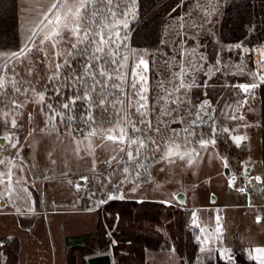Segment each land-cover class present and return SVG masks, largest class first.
<instances>
[{"label": "rangeland", "instance_id": "rangeland-1", "mask_svg": "<svg viewBox=\"0 0 264 264\" xmlns=\"http://www.w3.org/2000/svg\"><path fill=\"white\" fill-rule=\"evenodd\" d=\"M46 3L47 0H18L20 47L14 50L0 51L11 53L24 47L26 37L30 35V29L33 27L38 13ZM131 16L127 17V27L122 29L124 37L122 43L125 45L122 51L124 54L129 52L141 54L149 59L148 51L145 48L129 47L126 32L129 29ZM173 32L174 38H165L163 48L157 52V57L154 59H159L158 54L161 52L171 54L174 50H185L191 54L195 49V55H192L191 58L198 65V70L193 73V78L198 72H204L206 83L196 84L189 92L190 99L197 103L207 100L211 104V109H215V114L220 113L221 109H229L231 104H235V112L232 113L237 117L243 116L240 113L242 111L244 114L245 110L249 114H253L256 110L253 119H247L244 116L242 120L232 119V116L230 118L218 116V121L213 119L218 127L217 133L225 134L229 138L236 151V160L229 163L227 149L218 145L215 135L212 133L205 139H214L215 144L209 143L207 149H201L199 144L187 146L188 149L195 148L199 153V156L193 158L192 164L187 162V158L185 160L176 158L175 162L159 160L151 167L152 177L140 182L135 181L130 173L127 174V179H125L126 174L122 171L109 174L108 165L100 163V161L109 159L110 148L105 145L104 147H95L94 151H90L88 141L84 139L90 129L82 125L80 129L70 133L69 125L59 122V118H57L55 126L46 124L50 113L38 102L36 93L31 90L28 93H16L15 91L16 87H27L26 83H17L21 79L32 80L35 84L42 75L48 77L54 61L50 64L43 55L39 56L35 62L30 59L12 61V64L16 65L15 75L10 70L0 68V77H4L3 87H0V118L3 122L0 136L5 140L3 143L0 142V160L5 162L0 164V173L8 172L11 169V181L7 187L0 184V264H4L5 260L3 243L11 235H17L21 240L20 264H65L67 246L65 247L64 244L66 241L64 234H68L67 241H71L70 244L82 241L92 235L97 223V211L72 214L65 219V225L54 214H39L34 229L24 230L18 222L17 212L12 210L31 206L33 192L38 194V204L41 207L52 206L51 198L56 201L59 196L66 195L65 188L62 187L64 180L72 179L80 174L78 178H74V181L76 186L83 185V178L91 173L98 174L89 178L88 185L108 191L109 197L133 199L135 195L157 196L169 193V196L178 199V195L181 193L183 201L194 207L192 216L193 213L199 215L202 227L207 229V233H201L200 229L196 228V238L200 243V249L204 247L203 236L208 235L211 237L207 245L210 249L209 252L224 259L227 257H222L221 252L227 250L228 256L231 257V264H237L231 249L235 243L252 249L264 248L262 180H257L256 177L249 180L250 192L246 195L236 190L237 183H231L230 186L224 171V166L227 165L244 178L247 177L249 171L256 176L262 174L261 123L257 113L256 98L252 92L248 96V102L244 104L245 107L240 108L237 107V103L244 99L246 94L233 88L232 85L226 84L230 82H207L210 72L206 69L207 67L209 70L211 68L207 63L211 62L212 64L209 63V65L212 66L219 65L220 56H226L235 62L237 57L235 53H237L238 47L232 43H221L217 52L222 54L218 59H213L212 54L207 50L208 38L204 32L202 34L197 32L194 46L186 42L185 32L180 31L178 39L175 37L176 32ZM211 32H213L212 29ZM64 35L65 40L61 42L59 48L62 52H67L74 41L70 33ZM40 38H37V42ZM42 47L47 54L55 56L56 49L50 43H46ZM251 52L250 59L254 64V72L248 77H234L231 81L234 85L260 82L258 77L264 65L262 66L260 61H255V49ZM29 65L36 73L35 78L28 75ZM152 71L151 76H155V69L153 68ZM21 99L23 106L14 107L12 101L15 100L19 103ZM252 99H254L253 102ZM217 100L220 102H216ZM221 101L225 102L223 104L225 106ZM4 112H8L7 122H5ZM13 119L17 121L18 127L16 128L11 126ZM111 126L104 125L105 128ZM224 128H228L229 132H224ZM234 137L243 139L237 144ZM13 143L16 144L15 148L12 147ZM94 161H96V171H93ZM107 170L108 172H106ZM4 179L8 180L7 177ZM72 194H75L74 190ZM185 195L186 199L184 200ZM87 197L86 201L89 206L100 202L99 196L87 194ZM3 202L5 204H2ZM257 215H261L259 222ZM221 216L224 218L221 219ZM217 217H219V225L222 226L219 234L216 233ZM191 224L193 225L192 221ZM33 235L38 239L34 240ZM145 251L147 264H177L180 259L179 254L172 246L157 250L146 249ZM255 254L257 255V253ZM195 263L204 264V261L197 258Z\"/></svg>", "mask_w": 264, "mask_h": 264}, {"label": "snow or ice", "instance_id": "snow-or-ice-1", "mask_svg": "<svg viewBox=\"0 0 264 264\" xmlns=\"http://www.w3.org/2000/svg\"><path fill=\"white\" fill-rule=\"evenodd\" d=\"M135 3L136 0H47L26 37L24 47L11 53L0 51V68L10 70L14 75L16 65L12 61L30 59L35 62L41 55L50 64L54 61L47 79L42 80L41 89L37 90L32 80L21 79L17 83H26L27 87H16V93L35 92L38 102L50 113L46 124L55 126L59 118V122L69 125L70 133L76 131L70 125L77 118L75 113L79 112L80 121L90 129L84 136L89 150L107 145L109 159L100 163L108 165L109 174L122 171L126 174L125 179L130 171L147 167L141 161H147L149 154L154 162L187 158L192 164L199 153L195 148L188 149V145L198 142L201 149H207L209 143L215 144L214 139H205L204 133L196 132L206 123V116L208 119L212 117L208 115L211 104L207 100L197 103L189 97L190 90L196 86L193 73L198 70V65L191 58L195 49L191 54L185 50H174L171 54L161 52L158 54L160 58L153 60L141 54L123 53L122 29L127 27V17L134 14ZM188 15L190 18L191 14ZM180 19L184 20L183 17ZM178 27L183 30L186 25L181 23ZM65 33H70L74 42L67 52H62L59 45L65 40ZM38 37L41 38L37 42ZM46 43L56 49L54 57L42 47ZM260 56V62L264 64V53ZM153 68L155 76H151ZM28 75L33 78L36 75L31 65ZM258 78L264 84V68ZM3 81L4 77H0V87H3ZM259 86L257 83L232 85L246 94L242 101H238L237 107H243L248 96ZM49 93L62 97V101L48 102L53 100ZM12 103L16 108L23 106L15 100ZM80 105H83L82 110ZM3 115L7 122L8 112ZM231 118L242 120L244 117L233 115ZM105 124L112 126L105 128ZM11 126L18 127L15 119ZM210 130L217 133L215 121ZM223 131L229 132V129ZM194 136H200V139L196 141ZM242 139L234 137L237 144ZM12 147L15 148L16 144L13 143ZM3 163L0 160V164ZM96 170L94 161L93 171ZM256 179L261 178L257 176ZM10 181L11 169L0 173V184L7 187ZM259 219L257 217L258 222ZM217 224L216 233L219 234L222 227L219 217ZM193 226L201 233H207L195 213ZM210 239L208 235L203 236L202 251L210 250L207 247ZM253 251L257 253L254 259L258 264H264V248ZM221 256L231 259L227 250H223Z\"/></svg>", "mask_w": 264, "mask_h": 264}, {"label": "trees", "instance_id": "trees-1", "mask_svg": "<svg viewBox=\"0 0 264 264\" xmlns=\"http://www.w3.org/2000/svg\"><path fill=\"white\" fill-rule=\"evenodd\" d=\"M17 4L18 0H0V50H14L20 47ZM133 13L129 19L126 39L131 48H145L149 60L157 57V52L163 48L165 38H174L173 31L176 32L177 39L178 32H185L186 42L193 46L197 32L200 34L204 32L208 38L207 50L213 59H218L222 54L217 52L221 43L241 46L235 53L237 56L235 62L226 56H220L219 65L212 66L209 65L211 62L207 63L211 67L210 70L209 67L206 69L210 72L207 82H231L236 76L248 77L254 72V64L250 59L251 51L264 44V0H136ZM188 14H191L190 18ZM181 17L184 18L183 21ZM181 23L186 25L183 30L178 27ZM204 75V72L196 74L194 77L196 84L205 82ZM46 79V75L39 77L34 84L35 87L41 89L42 80ZM257 84L260 86L254 89L253 93L261 123V177L264 199V84L260 82ZM49 94L53 96L51 103L63 99L55 97L54 93ZM21 102L22 99L19 103ZM79 107L83 109V105ZM75 115L77 118L71 127L80 129L83 123L79 119V112ZM208 115L212 119L206 116V123L196 129L197 133H204V138L211 136L210 126L215 119V113L211 109ZM2 125L0 118V129ZM173 127L179 128L181 125ZM214 135L218 145L227 149L229 163H233L237 155L229 138L222 133ZM193 139L198 141L200 136H194ZM193 145H198V142ZM154 163L156 162L149 154L147 161H141V164H146L147 167H138L130 171V174L137 182L147 180L152 177L151 167ZM97 174H87L83 185L77 187L84 203L87 202V194L100 197L95 229L85 240L67 246L65 264H87L88 256L105 252L111 253L114 264H147L146 249L157 250L171 246L180 257L177 264H196L197 258L203 260L204 264H231L227 258L222 259L209 251L199 250L196 229L191 224L193 208L147 198L137 201L132 198L109 197L108 191L88 185L89 178ZM38 199L39 196L37 203ZM20 221L23 226L31 223L30 220ZM19 247L20 238L17 235H11L3 243L4 264H16ZM231 249L237 264H258L256 259L247 255L242 245L235 243Z\"/></svg>", "mask_w": 264, "mask_h": 264}, {"label": "crops", "instance_id": "crops-1", "mask_svg": "<svg viewBox=\"0 0 264 264\" xmlns=\"http://www.w3.org/2000/svg\"><path fill=\"white\" fill-rule=\"evenodd\" d=\"M255 51H256L255 54H254L255 61H261L260 54L264 53V44L263 45H259L258 47H256ZM263 65L264 64H262V66ZM262 66H261V68H262ZM226 84L227 85H234L233 82L226 83ZM216 85H219V84H216ZM242 100H239V101H242ZM253 100L254 99H252L251 101L253 102ZM216 102L219 103L220 100H217ZM221 102H222V105L225 103L224 101H221ZM223 106H225V105H223ZM240 108H242V107H240ZM257 110H258V108H257ZM232 112L233 113L235 112V104H231L229 109H221L220 113H217V114L214 115V118L217 119V121H218V116H220V118H222L223 116H227V117L230 118L231 116H233ZM242 112H244V111H242ZM242 112H240V113L244 117H246L247 119H253L254 118L253 115L256 113V110H255V113H253V114H249L246 110H245V114L242 113ZM222 113H224V114L222 115ZM257 113H258V111H257ZM247 170H249V168H247ZM79 175L80 174H77L76 177L74 176V178H78ZM257 176H259V175H257ZM74 178L69 179V180L68 179L64 180V184H63L62 187L65 188L66 195L62 196V197L59 196V199L56 200V201H53L55 199L51 198L50 201L52 203V206H45L44 205V206L41 207V205H39L37 203L36 196L38 194L36 192H33L31 206H27L26 208H23V209L12 210L14 212H17V214H18V222H19L20 226L24 230H29V229H32V228L34 229L36 220L38 219L37 216L39 214H43V213L54 214L55 217L57 216L58 218L61 219V221H62L61 223L63 225L66 224L65 219L70 217V215H72V214L75 215V214H78V213H87V212L97 211V215H98L97 207H98L99 203L98 204H94L92 206H89V204L87 202L84 203V201L82 199L83 196L81 194H79L78 191H77L78 185L76 186V182L74 181ZM241 178H244V177H241ZM260 178L262 180L261 175H260ZM83 182H84V180H83ZM73 190H74L75 194H72ZM142 198L153 199V200H156V201L159 200L161 202H165V203H168V204H175V205L180 206V207H188V208L191 207V208H194L191 205L185 203V201H179L178 199H174L173 197H171V195L169 196V193H168V195H157V196H143L142 194L133 196V199H135L137 201H140ZM185 199H186V195L184 196V200ZM262 199H263V197H262ZM2 204H5V202H3ZM262 204L264 205V199H263ZM85 205H87V206H85ZM222 217L224 218V216H221V219H223ZM257 217L261 218V215H257ZM21 219L30 220L31 223H29L26 226H23L22 222L20 221ZM195 229H196V227H195ZM67 236H68V234L65 233L64 234V237L66 239V241H65L66 243L64 242L65 247L70 245V242H71V241H67L68 240ZM33 238H34V240L38 239L34 235H33ZM76 242H81V241H76ZM71 244H73V243H71ZM20 249H21V240H20V247H19V252H18L19 257H18V260H17L16 264H20V262H21ZM244 249L246 250L247 255H249L250 257L254 258L256 256V254H255V252L253 251L252 248L244 247ZM199 250H201L200 249V243H199Z\"/></svg>", "mask_w": 264, "mask_h": 264}, {"label": "built area", "instance_id": "built-area-1", "mask_svg": "<svg viewBox=\"0 0 264 264\" xmlns=\"http://www.w3.org/2000/svg\"><path fill=\"white\" fill-rule=\"evenodd\" d=\"M255 177L256 174L249 171L246 178H241L239 173H237L235 170H232V168H229V173L227 174V179L229 183H237L236 190L246 195H248L250 192V183L248 181L250 179H255ZM196 217H198V222H200L201 217L199 215H196ZM192 222H193V216H192Z\"/></svg>", "mask_w": 264, "mask_h": 264}, {"label": "water", "instance_id": "water-1", "mask_svg": "<svg viewBox=\"0 0 264 264\" xmlns=\"http://www.w3.org/2000/svg\"><path fill=\"white\" fill-rule=\"evenodd\" d=\"M2 137V136H0ZM0 142L3 143L4 142V138L0 139ZM224 171L226 174L229 173V167L226 165L224 166ZM260 177V175H259ZM178 200L179 201H183V195L181 193H179L178 195ZM86 262L87 264H114L113 263V259H112V255L109 252H105V253H96L93 255H90L86 258Z\"/></svg>", "mask_w": 264, "mask_h": 264}]
</instances>
